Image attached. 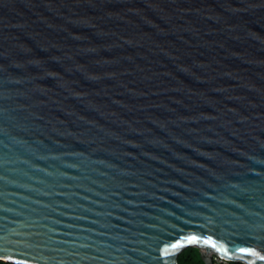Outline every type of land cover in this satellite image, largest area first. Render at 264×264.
Wrapping results in <instances>:
<instances>
[{
    "label": "water",
    "instance_id": "obj_1",
    "mask_svg": "<svg viewBox=\"0 0 264 264\" xmlns=\"http://www.w3.org/2000/svg\"><path fill=\"white\" fill-rule=\"evenodd\" d=\"M264 0H0V235L26 264H169L264 216ZM218 222L206 224L209 217Z\"/></svg>",
    "mask_w": 264,
    "mask_h": 264
},
{
    "label": "snow or ice",
    "instance_id": "obj_2",
    "mask_svg": "<svg viewBox=\"0 0 264 264\" xmlns=\"http://www.w3.org/2000/svg\"><path fill=\"white\" fill-rule=\"evenodd\" d=\"M264 7V4L261 5ZM253 163L264 164V160L253 161ZM252 219L242 221L240 227L229 229V235L234 236L242 233L245 237L252 240H260L262 243L257 245L244 244L238 245L234 240H223L220 237L212 239L210 247L216 251L217 244L223 246V254L232 260H239L241 264H264V216L258 213L250 214ZM206 224L215 225L218 223L215 218L209 217ZM170 227L161 221L159 226L153 228V235L149 237L147 246L143 251L144 264H169V257L174 255V250L184 247V241L199 243V238L195 236H181L178 241H164L161 239L165 229ZM31 241L18 234L11 236L0 235V264H26V260L17 258L24 251L22 245L29 244Z\"/></svg>",
    "mask_w": 264,
    "mask_h": 264
},
{
    "label": "trees",
    "instance_id": "obj_3",
    "mask_svg": "<svg viewBox=\"0 0 264 264\" xmlns=\"http://www.w3.org/2000/svg\"><path fill=\"white\" fill-rule=\"evenodd\" d=\"M178 264H204L200 258V250L196 247H189L183 250L177 257ZM213 264H241L213 260Z\"/></svg>",
    "mask_w": 264,
    "mask_h": 264
},
{
    "label": "built area",
    "instance_id": "obj_4",
    "mask_svg": "<svg viewBox=\"0 0 264 264\" xmlns=\"http://www.w3.org/2000/svg\"><path fill=\"white\" fill-rule=\"evenodd\" d=\"M214 260H216V261H219V262L221 261V260H220V259H218L217 257H214Z\"/></svg>",
    "mask_w": 264,
    "mask_h": 264
}]
</instances>
